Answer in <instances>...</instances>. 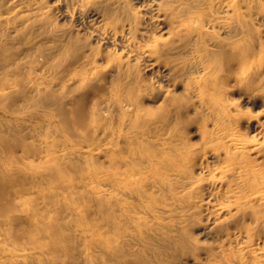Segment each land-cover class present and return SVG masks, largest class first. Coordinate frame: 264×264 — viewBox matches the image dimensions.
I'll return each mask as SVG.
<instances>
[{
	"label": "bare ground",
	"instance_id": "6f19581e",
	"mask_svg": "<svg viewBox=\"0 0 264 264\" xmlns=\"http://www.w3.org/2000/svg\"><path fill=\"white\" fill-rule=\"evenodd\" d=\"M149 1L159 37L145 12L88 0L140 80L5 8L0 264H264V0ZM36 51L55 81L30 83Z\"/></svg>",
	"mask_w": 264,
	"mask_h": 264
},
{
	"label": "rangeland",
	"instance_id": "374dc122",
	"mask_svg": "<svg viewBox=\"0 0 264 264\" xmlns=\"http://www.w3.org/2000/svg\"><path fill=\"white\" fill-rule=\"evenodd\" d=\"M35 1H36V3H35ZM27 2L28 3L30 2L31 4L28 5ZM121 2H122L121 4H123L126 9H128V8L130 10L132 9L131 11L135 12L138 16H142V12H145V13H143V15L147 16L148 20L150 19V21H148L149 23L147 26L148 30H150V32L155 37H159L158 30H159L160 24H157L158 20H156L157 17H155L157 12L154 9V6L152 5L151 1L144 0V3H143V2H141V0L137 1V2L134 0H129V3H127L128 1L121 0ZM2 4H3V6H2ZM148 5H150V6H148ZM2 7H3V9H2ZM0 8L2 10V12L0 10V13H1L0 18H2V17L7 18L10 15L9 20L7 22H5V24H7V25L18 24V22H19L18 20L21 18H22L21 20H23L25 18H32L33 17V21H34L33 24L35 26V29L37 28L39 31H43L46 29L47 30L49 29L48 31H50V32H54V30H55L56 33L64 32V31H72L74 33L75 37H77L80 40H83V42L86 41L85 43H87V44H86L85 48L86 49L89 48L91 50L92 54H94L93 56L96 57V59H98L100 57V55H103L105 58L104 63L110 64L112 60L114 61L116 59H119L120 57L125 60V57H126V60L128 59L130 64H131L130 65L131 66L130 67L131 73H133L135 76H138L139 80L141 78L140 74L144 75V74H142L144 72L142 71L143 69H142L141 61L140 60L139 61L134 60L133 55H131L130 54L131 52H129V48H130V44H131L130 42H132V40L130 38H129V40H128V38H125L126 46H128V43H130V44H129V47H125L126 49L121 50L122 44H120L118 42L116 37L111 35V34H107L108 29L106 28V26L102 23H99L98 21H96L93 18V15L91 14L92 13L91 6L88 3V0H25V1H23V0H21V1L20 0H2L1 1L0 0ZM5 8L7 9L9 15H7V13H6L7 11ZM28 8H29V10H28ZM30 8H31V10H30ZM26 10L28 12H26ZM139 12H141V13L139 14ZM2 14H4V15L2 16ZM150 15H151V17H150ZM14 16H15L16 21H14L15 20ZM22 16H24V17H22ZM42 18H43V20H42ZM30 20H28V21H30ZM9 22H10V24H9ZM39 25H40V28H42L43 30L38 28ZM49 27H51V29ZM150 27H151V29H150ZM105 28H106V30H105ZM38 30H35V31H38ZM160 32L161 31H159V33ZM37 33L38 32H35V35ZM96 33L98 34V36H96L97 35ZM37 35L35 36L36 38L37 37L38 38H44L46 41L48 39V38L44 37L43 35H40V34H37ZM106 36L108 38H106ZM100 37H102V38H100ZM127 41H129V42L127 43ZM125 42H124V44H125ZM88 45H90V47ZM126 52L129 53V55L126 54ZM38 56H40V53H37V51H36V52H32V54L29 57L31 60L28 63L29 67L31 69H33V71H34V72L32 71V73L30 75V83L32 81H35L38 78V76L39 77L43 76L46 79H48L49 81H55L54 79H56V77H57L56 75L58 73L56 74V71L53 68L49 69L50 66L47 65V62H45V60L41 56H40V58ZM131 57H132V59H131ZM106 59H108V60H106ZM41 61H43V62L40 63ZM44 64H45V66H44ZM38 69L40 71H38ZM36 71H38V73ZM36 73H37V76H36ZM147 77L148 78L146 79V83L148 82L147 84H149V85H155L154 78H152L150 76H147ZM16 88H18V87L16 86ZM18 89L20 90V88H18ZM57 89H58V91H60L59 88H57ZM233 98H234L233 99L234 101H232V102L235 104V106H238L237 107L238 109H240V107H239L240 100L238 98H236V96H234ZM25 111L22 112L21 115H26V113L30 112L31 110L29 108H26ZM242 111L245 113L255 114V113H253V111H256V110H250L249 108H244V109H242ZM33 118L36 119V117L35 116L31 117V119L35 121V119H33ZM245 132L247 133L248 130ZM248 135H252V133H249ZM187 137H188V140H190V141H193V142L198 141V140H195L196 138L194 137V135L192 133H188ZM48 209L49 208L44 209L45 216L47 215V212L49 213ZM50 209H52V207Z\"/></svg>",
	"mask_w": 264,
	"mask_h": 264
}]
</instances>
